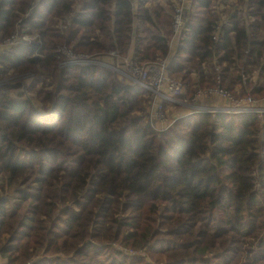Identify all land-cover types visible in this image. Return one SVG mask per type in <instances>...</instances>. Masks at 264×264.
Instances as JSON below:
<instances>
[{
  "label": "trees",
  "instance_id": "16d2710c",
  "mask_svg": "<svg viewBox=\"0 0 264 264\" xmlns=\"http://www.w3.org/2000/svg\"><path fill=\"white\" fill-rule=\"evenodd\" d=\"M31 1L0 0V39L17 26L35 36L1 51L0 81L30 73L27 91L42 84L41 109L24 92L12 96L21 82L0 84L3 259L264 264V117L195 112L157 132L146 120L149 91L118 84L107 67L59 66L63 45L78 54L121 56L133 45V58L142 62L168 58L173 7L139 10L134 33V0H37L28 13ZM240 1L258 12L251 33L235 12L222 23L219 60L232 93L240 82L235 64L245 68L264 56V0ZM213 4L192 0L167 69L183 79L190 98L215 83ZM198 65L208 69L192 71ZM95 104L114 107L115 117L98 118Z\"/></svg>",
  "mask_w": 264,
  "mask_h": 264
},
{
  "label": "built area",
  "instance_id": "2783aa9c",
  "mask_svg": "<svg viewBox=\"0 0 264 264\" xmlns=\"http://www.w3.org/2000/svg\"><path fill=\"white\" fill-rule=\"evenodd\" d=\"M37 0H32L28 13L34 8ZM191 4V3H190ZM188 0H178L172 13L173 38H179L186 24V6L190 5ZM27 13V14H28ZM21 21V18L18 22ZM35 36L22 34L18 26L13 33L3 39H0V51L9 48L19 42H30ZM222 38V23L216 22L212 25V49L214 51L212 64L216 71L215 83L198 87L190 99L185 98L186 84L180 77H171L168 74L169 60L167 58L156 61L142 62L135 58L121 56L117 51H109L93 54H78L72 51L68 46L63 45L61 52L65 57L60 63L61 68L66 66L99 65L109 68L120 85H127L135 88L140 87L149 91L152 98L147 108V119L150 125L155 128L157 122H164L167 119L166 106L173 105L176 109L181 106L191 108L192 112H211L223 114H255L260 118L264 117V81L259 78L249 87V77L244 68L240 72V82L236 85L237 92L245 90L241 96L233 95L223 86V70L218 63L220 58V41ZM219 50V53H217ZM9 79L0 81V84H11ZM23 84L26 89V80L19 76L15 77ZM14 85V84H13ZM262 86V93L254 95L252 90ZM216 97L226 102L222 106L207 105L202 101L207 97ZM184 98V99H183ZM186 100V101H185ZM0 264H8L6 260L0 259Z\"/></svg>",
  "mask_w": 264,
  "mask_h": 264
},
{
  "label": "rangeland",
  "instance_id": "374dc122",
  "mask_svg": "<svg viewBox=\"0 0 264 264\" xmlns=\"http://www.w3.org/2000/svg\"><path fill=\"white\" fill-rule=\"evenodd\" d=\"M136 0H134L133 2L135 3ZM77 2V1H76ZM147 2V4L144 5V3ZM157 2L158 5H162L164 7H168V8H172L174 9V7L177 5L178 0H143L140 4L141 6H143L142 8H148L150 6L151 3ZM174 2L173 6L172 3ZM190 2H192V0H190ZM214 4H213V8L215 10V12H217L218 15V21L221 23L226 22L228 16L230 14H232V12H235L234 14L236 15V18L242 23V25L244 26V28H246V30L251 33L254 26H255V22L257 21V17H255L254 13L256 14L257 11V7H252L249 8L248 5L245 2H241L240 0H213ZM135 6L137 7V2L135 3ZM153 6V5H151ZM186 6V14L187 17L190 16V14L193 12V10L195 9V7H190ZM135 7V8H136ZM171 13V12H170ZM253 14V15H251ZM142 28H144V25H142ZM133 32L136 33L137 32V28H133ZM259 37L261 39H264V30H260V34ZM1 54V51H0ZM222 55V52L220 53V56ZM255 63L254 64H246L245 66V71L247 76L249 77V87H252V85L254 84V82L258 81L259 78H261V81H264V56L262 59H254ZM218 63L220 64L222 70H223V66L224 64L220 63V60H218ZM243 62H238L235 64L236 68H239L240 72L242 67ZM199 69L201 70H207L208 66L206 65H198L195 68L192 69V71L196 70L198 71ZM11 72V70L8 69L6 73ZM235 75H238V72L234 73ZM30 75V73H25L23 75H21V77H23L26 80V89H23V87H21L20 89L17 90H13L12 91V96L15 98L18 92H24V99L28 100L29 103L36 107L41 109V105L39 103V98H38V94H37V90L40 87H42V84H38L36 89L34 90H30L28 89L27 91V87H29V85L32 84V82H34L32 79H28V76ZM20 75H7V77H11L10 79V83L11 84H17L20 83L19 80L15 79V77H19ZM194 79L196 78L195 74L193 75ZM191 77V78H193ZM198 78V77H197ZM36 80V79H35ZM22 84V83H21ZM232 93V92H231ZM191 92L189 90H187L186 94H185V98L187 97V99H190V95ZM233 95H239L240 93H232ZM184 99V98H183ZM214 102H208L207 105H211V106H219L217 103ZM97 106V112H96V116L100 119H113L115 117V108H111V109H106L104 106H102L101 104H95ZM149 105V104H148ZM180 109H186V107L181 106ZM180 109H171L170 107H167L166 109V115H167V119L168 122L167 124L170 123V126L173 124V122L181 117V116H186V115H181L179 117L176 118L177 114L175 115L173 112L175 111H180ZM170 110V111H169ZM191 110V109H189ZM43 114V113H41ZM40 114V115H41ZM169 115V116H168ZM43 116V115H42ZM120 119H118L119 121ZM146 120L149 123L148 119H147V113H146ZM150 124V123H149ZM155 130H157V132L162 131V130H166V128L159 130L158 128H154ZM125 199H128L127 197ZM161 210H159V213ZM3 258H6L5 256H3L0 253V259L4 260ZM40 258V257H39ZM7 259V258H6Z\"/></svg>",
  "mask_w": 264,
  "mask_h": 264
},
{
  "label": "crops",
  "instance_id": "0c3cea01",
  "mask_svg": "<svg viewBox=\"0 0 264 264\" xmlns=\"http://www.w3.org/2000/svg\"><path fill=\"white\" fill-rule=\"evenodd\" d=\"M143 0H136L135 1V3L137 2V7L135 6V3L133 4V9H134V22H133V25H134V28L136 27L137 28V26H138V21H137V19H136V17H137V14H138V12H139V10H141L142 9V7L143 6H141V2H142ZM174 2H175V0H174ZM174 2L172 3V6H173V4H174ZM155 3H157V2H154V3H151V4H155ZM188 3L190 4L191 2H190V0H188ZM145 4H147V2H145L144 3V5ZM150 4V5H151ZM136 7V8H135ZM137 30H138V28H137ZM179 41H180V39L179 38H177V37H174V38H172V40H171V43H170V54H169V56H168V60L170 61V59H172L173 58V56L175 55V52H176V50H177V47H178V44H179ZM135 53V49H134V46L133 45H131V47L129 48V51H128V55H127V57H129V58H133V54ZM236 92H237V86H236ZM186 101V100H185ZM214 101H216L215 103H217L219 106H222V105H225L226 104V102L224 101V100H222V99H219V98H216V97H207V98H205L202 102L203 103H205V102H214ZM167 107H170L171 109H176L173 105H167L166 106V109H167ZM189 109H191V108H189V107H186V109H180V111H175V112H173L175 115L177 114V116H176V118L177 117H179V116H181V115H187V114H189L190 112H192L191 110H189ZM170 111V110H169ZM169 116V115H168ZM167 122H168V119H166L164 122H157V124H156V126H155V128H158L159 130H161V129H164V128H167V127H169L170 126V123L169 124H167Z\"/></svg>",
  "mask_w": 264,
  "mask_h": 264
}]
</instances>
